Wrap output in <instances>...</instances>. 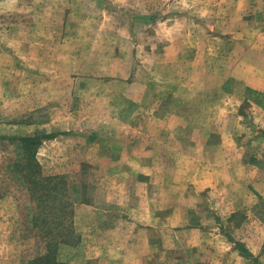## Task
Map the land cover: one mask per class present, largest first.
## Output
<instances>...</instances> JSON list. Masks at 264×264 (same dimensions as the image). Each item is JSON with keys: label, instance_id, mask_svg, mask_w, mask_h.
I'll use <instances>...</instances> for the list:
<instances>
[{"label": "crops", "instance_id": "0c3cea01", "mask_svg": "<svg viewBox=\"0 0 264 264\" xmlns=\"http://www.w3.org/2000/svg\"><path fill=\"white\" fill-rule=\"evenodd\" d=\"M167 4L162 20L180 25L167 59L151 47V65L113 80L105 68L54 79L61 94L76 85L75 127L18 133L33 123L0 108V144L17 151L0 154V264H264V0ZM38 35L0 28V48L41 52ZM160 59L182 72L159 77ZM21 138L39 140L32 179L52 191L38 202L16 168Z\"/></svg>", "mask_w": 264, "mask_h": 264}, {"label": "rangeland", "instance_id": "374dc122", "mask_svg": "<svg viewBox=\"0 0 264 264\" xmlns=\"http://www.w3.org/2000/svg\"><path fill=\"white\" fill-rule=\"evenodd\" d=\"M167 1L3 0L0 4L1 29H29L33 34L31 40L38 38V33H45L41 38L46 46L41 52L24 53L21 45L9 51L0 48V79L8 75L15 81L14 96L7 93L5 87L2 89L6 85L0 83V108L15 105V109H19L16 114L24 115L15 114V122L20 121L18 118L21 117L33 123L18 133L34 131L44 122L47 130L51 131L58 129L56 125L71 128L76 126L73 121L86 118L72 113V109L77 110L79 106L77 100L71 99L76 86L73 80L70 79V85L61 94L57 89L66 84L56 83L55 78L77 75L79 70L89 71V75L95 77L102 75L101 69L105 68L112 70L109 72L113 80V77L122 75L120 70L125 65L133 70L140 64L151 65L152 59L157 56L152 52L154 48H158L156 52L161 59H167L164 47L167 39L172 38L167 36L166 30L180 26L173 18L162 20L173 11ZM156 14L160 20L153 25L139 19H148ZM5 39L7 36L3 37ZM161 59L156 73L159 77L175 76L182 72V68H179L168 73L166 63ZM106 75L108 77L104 78L109 79L108 71ZM24 81H28L27 84ZM99 82L103 84V79ZM160 89V94L166 93L164 86L163 89L160 86ZM13 133L17 134V130ZM3 145L0 144V154L5 159L16 157L15 146ZM13 150L14 154L11 153Z\"/></svg>", "mask_w": 264, "mask_h": 264}, {"label": "trees", "instance_id": "16d2710c", "mask_svg": "<svg viewBox=\"0 0 264 264\" xmlns=\"http://www.w3.org/2000/svg\"><path fill=\"white\" fill-rule=\"evenodd\" d=\"M100 1H98L99 3ZM132 19V18H130ZM48 138V137H47ZM38 139H33V138H21V146H22V150H24L25 152V156H26V162L23 165L21 164H17L16 168L19 172H24L25 176L24 178L27 179V177L29 178L27 181L30 186V193L31 196L33 198H35L34 200L38 202V193H40L42 190H44V188L46 187L48 189L47 193H51V189L49 188V185H44V184H39V182H35L32 178L35 176V174H37V165L33 164L32 160H33V155H34V151L35 148L38 144ZM28 156V158H27ZM39 191V192H38ZM38 192V193H37ZM51 196L47 197V199H49ZM49 246V245H47ZM38 261V260H37ZM37 261L34 263L36 264ZM38 264H54V261L50 260V259H46V262L41 261Z\"/></svg>", "mask_w": 264, "mask_h": 264}]
</instances>
